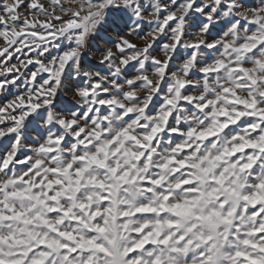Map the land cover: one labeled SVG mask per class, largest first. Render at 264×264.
Segmentation results:
<instances>
[{
    "label": "snow or ice",
    "instance_id": "obj_1",
    "mask_svg": "<svg viewBox=\"0 0 264 264\" xmlns=\"http://www.w3.org/2000/svg\"><path fill=\"white\" fill-rule=\"evenodd\" d=\"M0 264H264V0H0Z\"/></svg>",
    "mask_w": 264,
    "mask_h": 264
},
{
    "label": "rangeland",
    "instance_id": "obj_2",
    "mask_svg": "<svg viewBox=\"0 0 264 264\" xmlns=\"http://www.w3.org/2000/svg\"><path fill=\"white\" fill-rule=\"evenodd\" d=\"M26 2H27V0H26ZM252 2L254 3V2H255V0H252ZM13 62H15V61H13Z\"/></svg>",
    "mask_w": 264,
    "mask_h": 264
}]
</instances>
